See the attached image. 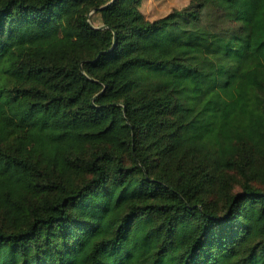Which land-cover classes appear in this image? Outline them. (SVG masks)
I'll return each instance as SVG.
<instances>
[{"label": "trees", "instance_id": "16d2710c", "mask_svg": "<svg viewBox=\"0 0 264 264\" xmlns=\"http://www.w3.org/2000/svg\"><path fill=\"white\" fill-rule=\"evenodd\" d=\"M141 2L0 0V264H264V0Z\"/></svg>", "mask_w": 264, "mask_h": 264}, {"label": "rangeland", "instance_id": "374dc122", "mask_svg": "<svg viewBox=\"0 0 264 264\" xmlns=\"http://www.w3.org/2000/svg\"><path fill=\"white\" fill-rule=\"evenodd\" d=\"M189 3V0H142L140 11L149 20L165 15L172 9H181ZM90 22L93 26L102 25L101 15L90 13Z\"/></svg>", "mask_w": 264, "mask_h": 264}]
</instances>
